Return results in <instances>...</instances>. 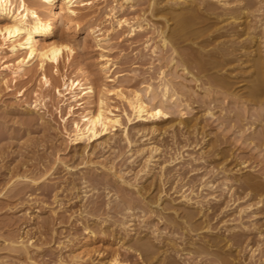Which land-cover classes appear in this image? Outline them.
<instances>
[{"label":"bare ground","instance_id":"obj_1","mask_svg":"<svg viewBox=\"0 0 264 264\" xmlns=\"http://www.w3.org/2000/svg\"><path fill=\"white\" fill-rule=\"evenodd\" d=\"M108 1L0 0V87L6 93L18 88L16 98L20 99L26 95L25 86H28V90L29 86L34 87L31 89L33 99L31 102L24 100L27 101L24 109L39 112L41 117L50 115L49 112L57 113L63 134L70 145L72 159L87 158L86 162L92 163V157L98 154L102 157V153L110 150L117 152L112 161H108L109 165L98 164L103 169V179H87L83 175L66 185L68 190L71 187L80 192L84 189L83 196L103 187V195L107 198L103 208L93 203L88 211H80L79 215L87 214V217L83 215L77 221L86 234V241L84 239L81 248L86 249L89 239L94 241L101 235L110 238V245H118L129 253H135L146 262L155 259L157 264H172V258L195 256V259L205 258L212 264H248L240 260L244 250L242 235L234 233L233 227L227 226L233 219H226L224 215L226 208L232 205L236 206L238 221L248 211L250 215L247 217L255 216V208L264 214V182L257 180L251 173L234 174L229 167H218L221 163L208 169L215 177L219 176L220 185L215 186V181L206 179L207 172L199 179L191 178L195 168L186 169V166L193 167L192 163L197 161L206 164L211 157L220 153L215 150V142L212 141L199 148L196 155L185 149H191V146L196 148L199 142L184 143L183 140L190 141V138H198L199 135L201 139L206 137L203 130L205 126L200 125L197 116L190 120L185 118L187 110H191L190 104L184 101L187 97L182 99L187 93L183 92L186 89L179 91L176 88L177 91L176 84L166 78L164 70L159 71L155 86L147 84L142 88L130 89L128 77L121 75L116 62L108 55L114 34L125 29V34L130 38L143 31L141 22L145 19L124 16L126 9L134 8L136 0H112L114 4L105 5L102 16L107 28L101 30L100 24L92 25L82 35L83 44L91 39L100 51L97 74L101 75L102 82L91 79L92 76L81 64L72 68L76 51L69 35L79 32L83 23L90 24L98 12L99 2ZM148 2L153 16L163 19L165 29L169 20L174 22L167 35L163 28H157L158 45L152 44L151 55L156 56L157 50L163 52L166 47H170L168 63L179 68L191 82L199 81L201 72L214 69L215 72L208 73L204 83L209 86L204 91L211 102L229 98L230 103L236 106L255 108L257 115L259 111L264 112V98H261V93H264V0ZM179 38L189 42L187 45L194 51L186 45L192 52L183 50L178 53L173 42ZM211 45L212 48L207 50ZM175 53L178 54V60L173 57ZM231 64L235 66L231 68L232 73L239 72L240 68L249 71V84L244 93L231 90L234 80H230L226 74L217 73ZM194 69L198 72H193ZM209 108L205 114L212 117L214 113ZM236 119L241 121L238 117ZM249 125L252 127L253 123ZM254 126L249 142L264 147V125L259 124L261 131H256L257 126ZM165 134L169 135L171 143L159 142V138ZM122 148L126 150L122 152ZM115 161L119 164L118 168L114 165ZM212 164L210 162L208 168ZM239 164L242 167L238 169L250 166L246 160ZM74 167L66 165L69 169ZM235 171L238 173L239 170ZM218 189L220 195H215ZM229 193V200L220 203V198ZM242 200H245L244 203ZM102 213H105V217L100 216ZM51 214L43 223H65L66 218L55 217V212ZM216 220L219 223L212 225ZM221 223L225 226L222 233L220 230L224 226L221 228ZM157 224L163 227V231L168 229V232H159ZM259 226L255 230L261 235ZM148 233L153 238L147 236ZM26 242L20 237H13L9 245L13 251L29 258ZM74 259L76 264L85 262L79 253L75 254ZM103 264L127 262L119 258L115 249Z\"/></svg>","mask_w":264,"mask_h":264},{"label":"rangeland","instance_id":"obj_2","mask_svg":"<svg viewBox=\"0 0 264 264\" xmlns=\"http://www.w3.org/2000/svg\"><path fill=\"white\" fill-rule=\"evenodd\" d=\"M112 2V0L106 3L99 2L100 4H98L97 8L98 12L96 11L97 13L94 15L90 24L83 23L79 32L69 35L73 43H75L76 51L72 60V68L74 69V67L78 66L77 64H81L92 76H90L91 79H94L97 83L102 82L100 78L101 75H98L99 72L97 70L100 51L95 47L91 39H88L86 43L83 44L84 41L82 40V42L81 38L83 33L94 25L100 24L98 26L101 30L107 28V22H105L103 18L105 5L109 6L114 4ZM148 3V0H136L133 3L134 8L124 11V16H127V18L140 17L139 19H145L144 22H141L142 25H144L142 26L143 31L129 38L125 34V29H123L118 32V34H114L112 38L113 41L111 40L110 42L111 48L108 55L116 62L117 70L121 75L128 77V88H142L147 84H153V86H155L158 81L157 75H159V71L164 70V73L166 72L165 74L167 75H165L166 78L176 84H173L175 89L178 88L179 91L186 89L183 92H187L188 94L186 93L182 99L187 97V99L183 100L186 101L188 105L190 104L189 108H191V110H187L185 118L190 120V118H195V116H197L199 118L198 120H200V125L205 126L203 130L205 131L204 134H206V137L201 139L199 138L201 135H199L198 138H190V141L183 140L184 143L199 142L198 147L193 148V146H191V149H185H189L188 151L194 152L193 155H196L199 148L205 147L208 141H212L215 142V150H218L217 152L220 153L218 156L209 159V161L213 163L209 168V161L206 162V164L201 161L193 162V167L192 165H185L186 169L195 168V170H197L196 172L195 170L192 172L194 175L191 176V178L196 179L197 177V179H199L202 174L207 172L205 176L207 177L206 179H212V181H215V186H218L221 183V180L218 178L219 176L215 177L209 170L213 165L221 163L218 164V167H222L223 165L227 168L229 167L234 171L232 172L234 174L251 173L253 176L257 177V180L264 182V167L261 168V166L264 165L262 164L264 163V147L260 148L255 146V144L250 143L248 139L252 134V129L255 127L254 125L257 126L256 131H261L262 128L259 124L261 123L264 125V112L259 111L260 114L257 115V110H254L255 108L252 110L250 106H236L230 103L229 98L211 102L204 91L209 86L204 83L207 81L208 73H214V69L210 71L206 70V73L204 71L200 74L198 73V83L194 81L191 82L192 80H190L187 75V77L184 76V73L182 74L179 68L176 69L168 63L171 57L170 47H168L169 50L166 47L165 49L167 51L164 49L163 52L160 49L157 50L156 56L151 55L153 45H158L159 32L157 28H163L167 35L170 28L174 25V22L169 20L165 29L163 19L159 16H153L154 12L151 13ZM154 28L156 30H154ZM187 44L190 43L184 42L180 38L173 42L178 53L183 50L187 52L194 51V49ZM186 45L192 48V51H190ZM179 47L180 49L178 50L177 48ZM208 47L206 48L207 50L212 48V45ZM173 57L178 60V54H173ZM156 58L159 59L157 60ZM229 66H226V68L224 67L222 71L217 73L224 76L226 74V77H230L232 81L234 80L233 82L229 80L232 82L231 85L233 84L231 90L234 89L233 91L235 92L244 93L249 84L247 82V77L249 76L248 69L245 71L238 67L237 69H239V72L235 71V73H232L231 70L234 69L235 66L233 64H231L232 67L230 66L229 68ZM194 70L193 72H198L196 69ZM226 71L229 74L226 73ZM244 71L246 74H244ZM243 78L245 80H243ZM172 79L175 80L173 81ZM238 79L239 81H237ZM34 85L35 84H33V86ZM27 87L25 86L26 89L24 88L26 90V95L21 99L19 97L16 98V91L18 88L17 90L14 88L13 92L6 93V91L0 87V264H76L74 256L78 253L85 259L84 264H103L108 261L110 253L115 249L119 254V258L127 262V264H157L155 259L146 262L141 256L139 257L135 253H129L118 245H110L111 240L107 236L101 237V235H99L94 241L89 239V243L86 246L87 248H81L84 239L86 241V234H84L82 230V225L77 221L81 219L83 215L87 217V214L84 213L79 215L80 211L84 209L88 211L93 203L103 208L107 198L103 195V187L98 191L94 190L83 196L82 190L84 189L80 192L79 189L70 186L71 190H68L66 189V185L72 179L79 180L83 175L86 176L87 179H103V169H101L98 164H100V162L108 164V161H112L117 152L110 150L111 152L102 153V157L98 154L96 157H92V163L86 162L87 158L83 160L74 157L72 159L70 145H68V141L63 134L62 124L57 113L54 112L51 114V112H49L50 115L46 114L41 117V113L39 112H28L24 109L26 108L25 102H31L33 99L31 89L34 87L29 86V90ZM262 92H264V89H262ZM189 93L191 94L190 96H188ZM215 94L216 96L218 95V93H214V95ZM262 94L264 93H261V98H264ZM210 96H212V94H210ZM208 108L212 109L211 111L214 113L212 117H208L205 114V110ZM51 109L52 107L49 105V110L51 111ZM174 116V119L177 121V116ZM237 117L240 118L242 122L237 120ZM251 123H253L252 127L249 125ZM159 139H161V141L159 140L161 144L171 143L169 135L165 134ZM137 144L139 143L137 142ZM125 150L126 148H122L121 151L123 152ZM185 153L184 155H186ZM185 159H187V157H185ZM243 159H245L247 165L250 166L238 169L242 167L239 163L245 161ZM83 161L86 162V164L83 163ZM67 164L70 166L74 165L75 167L73 169L66 168ZM114 165L116 168L119 166L117 161H115ZM45 166L47 167L44 168ZM179 166L180 165H177V167ZM184 169L185 168H183V170ZM236 169L239 170L238 173L235 171ZM45 170L47 171L45 172ZM214 170H216V168ZM31 182H35V184ZM90 188L91 187L88 189ZM215 193V195H220L219 189L216 190ZM100 194L101 196L99 197ZM223 196L220 198V203L229 200L230 193L227 196ZM244 201L245 200H242V203H244ZM260 206L261 205H259V207ZM262 207H264V205H262ZM254 211L257 212V216L247 217V215H250L248 211L249 214L247 212V214L244 213L242 219L240 217L238 221L236 206L232 205L226 208V214L224 213V216H226V219L232 217V223H228L230 225L227 226L233 227L232 231L234 233L242 235L244 250L240 254V260H245L248 264H252V262L264 264V229H262L264 228V225H262V223H264V214L260 213L258 208H255ZM53 212L56 213L55 217L66 218L65 223L55 225L43 223V220H46L47 216H51ZM231 214L232 216H230ZM100 216L105 217V213H102ZM67 220H69L68 223H66ZM216 221L217 222L213 221L212 225L219 223L218 220ZM257 225L260 227L259 230L262 232L261 235L258 230H255V227H258ZM219 226L222 228L224 224L221 223ZM157 228V230L163 232V234L168 232V229H164L163 231V227H160V224H157ZM224 229L225 226L220 230L221 233ZM147 236L153 238L152 234L148 233ZM13 237H20L22 241H27L29 258H26L25 254L12 250L9 245V240ZM245 238L247 240H244ZM247 242H250L249 245L246 244ZM250 250H254V252L252 253ZM170 261L172 264H212L205 258L195 259V256L175 257Z\"/></svg>","mask_w":264,"mask_h":264}]
</instances>
